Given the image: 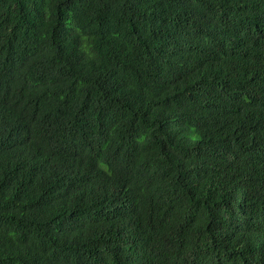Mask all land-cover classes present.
I'll return each mask as SVG.
<instances>
[{
    "label": "trees",
    "instance_id": "trees-1",
    "mask_svg": "<svg viewBox=\"0 0 264 264\" xmlns=\"http://www.w3.org/2000/svg\"><path fill=\"white\" fill-rule=\"evenodd\" d=\"M0 264H264V0H0Z\"/></svg>",
    "mask_w": 264,
    "mask_h": 264
},
{
    "label": "clouds",
    "instance_id": "clouds-1",
    "mask_svg": "<svg viewBox=\"0 0 264 264\" xmlns=\"http://www.w3.org/2000/svg\"><path fill=\"white\" fill-rule=\"evenodd\" d=\"M185 37L187 38L186 41H189V40H188V35H187V34L185 35Z\"/></svg>",
    "mask_w": 264,
    "mask_h": 264
}]
</instances>
